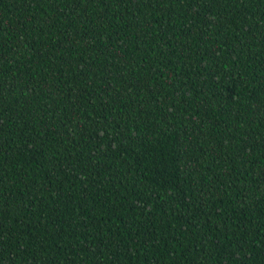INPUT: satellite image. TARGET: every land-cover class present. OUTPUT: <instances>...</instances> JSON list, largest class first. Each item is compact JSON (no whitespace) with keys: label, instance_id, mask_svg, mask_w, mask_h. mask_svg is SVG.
I'll return each instance as SVG.
<instances>
[{"label":"trees","instance_id":"16d2710c","mask_svg":"<svg viewBox=\"0 0 264 264\" xmlns=\"http://www.w3.org/2000/svg\"><path fill=\"white\" fill-rule=\"evenodd\" d=\"M0 264H264V0H0Z\"/></svg>","mask_w":264,"mask_h":264}]
</instances>
